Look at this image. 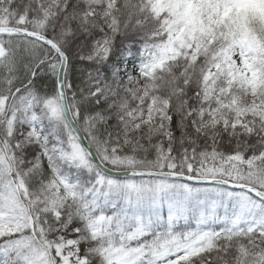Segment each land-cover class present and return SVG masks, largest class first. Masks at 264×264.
<instances>
[{"label":"snow or ice","instance_id":"obj_1","mask_svg":"<svg viewBox=\"0 0 264 264\" xmlns=\"http://www.w3.org/2000/svg\"><path fill=\"white\" fill-rule=\"evenodd\" d=\"M0 264H264V0H0Z\"/></svg>","mask_w":264,"mask_h":264},{"label":"trees","instance_id":"obj_2","mask_svg":"<svg viewBox=\"0 0 264 264\" xmlns=\"http://www.w3.org/2000/svg\"><path fill=\"white\" fill-rule=\"evenodd\" d=\"M131 67V66H130ZM49 83H50V81H49Z\"/></svg>","mask_w":264,"mask_h":264}]
</instances>
